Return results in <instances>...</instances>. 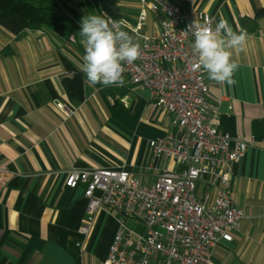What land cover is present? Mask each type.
<instances>
[{
	"label": "crops",
	"instance_id": "obj_1",
	"mask_svg": "<svg viewBox=\"0 0 264 264\" xmlns=\"http://www.w3.org/2000/svg\"><path fill=\"white\" fill-rule=\"evenodd\" d=\"M169 1L248 33L246 51L235 56L236 83L220 85L207 75L216 124L249 144L231 163V195L247 216L213 257L215 264H264V16L256 17L264 0ZM61 6L82 19L97 15L79 0ZM72 36L47 30L16 36L0 26V264H107L117 223L99 208L89 232L79 231L87 220L86 185L69 187L67 172L125 167L152 184L179 167L149 146L150 138L177 131L150 89L124 77L122 87L85 86V100L71 101L62 80L81 71L85 51L79 33Z\"/></svg>",
	"mask_w": 264,
	"mask_h": 264
},
{
	"label": "built area",
	"instance_id": "obj_2",
	"mask_svg": "<svg viewBox=\"0 0 264 264\" xmlns=\"http://www.w3.org/2000/svg\"><path fill=\"white\" fill-rule=\"evenodd\" d=\"M139 3L135 18H105L124 20V30L140 45L141 56L124 64L123 75L150 89L176 127L148 143L155 156L179 167L164 170L152 184L142 183L125 167L70 169L66 184L86 185L87 220L79 231L87 234L102 208L118 226L107 264H215L214 247L232 241V230L247 216L231 195V163L249 147L246 138L224 133L216 124L219 109L210 113L207 73L192 67L194 37L183 34L196 20H208L212 27L215 20L169 0ZM205 180L207 188L198 192V182ZM128 217L144 223L147 231L139 233Z\"/></svg>",
	"mask_w": 264,
	"mask_h": 264
},
{
	"label": "clouds",
	"instance_id": "obj_3",
	"mask_svg": "<svg viewBox=\"0 0 264 264\" xmlns=\"http://www.w3.org/2000/svg\"><path fill=\"white\" fill-rule=\"evenodd\" d=\"M124 20H113L88 14L81 23L84 55L80 70L85 86H120L124 81V64H131L141 56L140 45L124 30ZM194 37L193 64L208 78L220 85L233 86L239 63L235 56L246 51L248 33L235 32L223 17L212 27L208 20L194 21L183 34Z\"/></svg>",
	"mask_w": 264,
	"mask_h": 264
},
{
	"label": "trees",
	"instance_id": "obj_4",
	"mask_svg": "<svg viewBox=\"0 0 264 264\" xmlns=\"http://www.w3.org/2000/svg\"><path fill=\"white\" fill-rule=\"evenodd\" d=\"M79 1L94 8L97 15L112 16L117 19L125 17L121 1L127 0ZM61 3L62 0H0V26L16 36L25 30H47L70 39L72 35L76 36L80 33L82 16L70 7L68 11H64ZM70 12L75 19L71 17ZM260 16H264V7L256 15V17ZM84 79L85 76L81 71L63 77V87L71 101L75 103L85 100ZM109 87L106 88L109 89Z\"/></svg>",
	"mask_w": 264,
	"mask_h": 264
},
{
	"label": "rangeland",
	"instance_id": "obj_5",
	"mask_svg": "<svg viewBox=\"0 0 264 264\" xmlns=\"http://www.w3.org/2000/svg\"><path fill=\"white\" fill-rule=\"evenodd\" d=\"M138 8L139 7L137 3L129 1V2H124V7H122V11L126 18L132 19L134 18L133 16L137 13ZM205 188H207L206 183L204 181H199L198 192H201ZM127 223L130 226L135 227V229L141 234H144L147 231L146 225L142 222L136 221L134 218L128 217Z\"/></svg>",
	"mask_w": 264,
	"mask_h": 264
}]
</instances>
